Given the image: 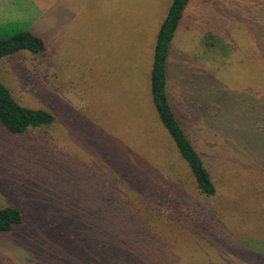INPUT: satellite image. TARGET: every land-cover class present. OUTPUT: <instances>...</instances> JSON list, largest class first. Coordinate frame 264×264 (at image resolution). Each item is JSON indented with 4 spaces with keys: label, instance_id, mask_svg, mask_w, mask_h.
Returning a JSON list of instances; mask_svg holds the SVG:
<instances>
[{
    "label": "rangeland",
    "instance_id": "obj_1",
    "mask_svg": "<svg viewBox=\"0 0 264 264\" xmlns=\"http://www.w3.org/2000/svg\"><path fill=\"white\" fill-rule=\"evenodd\" d=\"M170 2L0 0V39L30 31L44 42L38 55L1 59L0 81L21 105L54 116L26 134L0 127V209L22 215L0 233V264H264V180L204 158L217 193L200 197L152 104ZM208 3L184 11L167 93L196 101L194 128L209 142L200 154L260 162L264 10L259 0ZM209 26L220 43L205 48ZM165 197L178 204L170 215L158 208Z\"/></svg>",
    "mask_w": 264,
    "mask_h": 264
},
{
    "label": "trees",
    "instance_id": "obj_2",
    "mask_svg": "<svg viewBox=\"0 0 264 264\" xmlns=\"http://www.w3.org/2000/svg\"><path fill=\"white\" fill-rule=\"evenodd\" d=\"M190 1L191 0H171L166 16L160 24L155 38L153 59L150 69V93L156 115L161 125L172 139L180 157L185 161L194 179L197 194L208 200L214 198L217 192L216 185L206 167L204 158L211 163L218 162L223 165L232 162L233 167H235V170L240 173L242 177L243 175L247 177L249 173H254L255 176H258L257 180L260 179L262 181L264 180V158L259 162L254 153H251L254 158L252 159L247 156L249 159L247 162H244L242 160L243 157L222 158L216 156V154H212L211 156L203 152L200 154L198 150L204 148L205 145H209V142L199 136L198 128L196 130L194 128V117L189 111L191 107L196 105V101L190 98L184 100V98L180 96V99L172 103L168 96L166 67L168 59L172 56V48L170 45ZM253 1L254 0H247L250 4H252ZM259 1L261 9L264 10V0ZM202 2L203 5H210L208 3L209 0H202ZM254 5H256V3H254ZM204 29L207 30L202 41L204 47L211 48L217 46V44L220 43L218 42V28L216 26H209ZM43 51V40L30 31L18 32L8 38L0 39V60L24 52L38 55ZM262 55L264 56V53ZM177 56H179V52L176 54V57ZM196 61V58H194L192 63ZM191 71L193 70L191 69ZM190 75L194 76L195 79H206V76L203 74L198 73L197 75L196 73H192ZM216 99L218 101L217 97ZM204 113H206L204 110L199 109L195 117L198 118L200 114ZM53 122L54 116L50 112L44 109L28 108L18 103L13 98L9 88L0 81V127L4 128L7 133L13 136L26 134L27 131L32 129L50 126ZM254 161L256 165H248L250 162L254 164ZM171 206L174 208L173 210H175L178 204L165 197L163 204L158 206V208L162 209V212L166 215H170L168 211ZM182 206L185 205L183 204ZM173 213L177 214V211ZM21 224L22 215L19 210L10 207L0 209V233L9 232L13 227Z\"/></svg>",
    "mask_w": 264,
    "mask_h": 264
}]
</instances>
